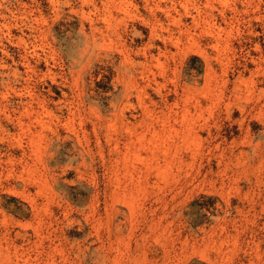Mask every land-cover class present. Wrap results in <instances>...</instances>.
Here are the masks:
<instances>
[{"label": "rangeland", "instance_id": "rangeland-1", "mask_svg": "<svg viewBox=\"0 0 264 264\" xmlns=\"http://www.w3.org/2000/svg\"><path fill=\"white\" fill-rule=\"evenodd\" d=\"M0 264H264V0H0Z\"/></svg>", "mask_w": 264, "mask_h": 264}, {"label": "trees", "instance_id": "trees-1", "mask_svg": "<svg viewBox=\"0 0 264 264\" xmlns=\"http://www.w3.org/2000/svg\"><path fill=\"white\" fill-rule=\"evenodd\" d=\"M190 61H195V62H197L200 65V61L197 58H195V57H191Z\"/></svg>", "mask_w": 264, "mask_h": 264}]
</instances>
